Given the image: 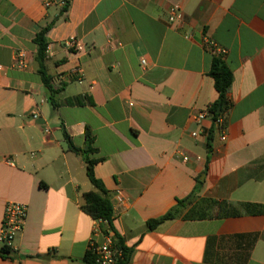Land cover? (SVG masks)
<instances>
[{
    "label": "crops",
    "instance_id": "obj_1",
    "mask_svg": "<svg viewBox=\"0 0 264 264\" xmlns=\"http://www.w3.org/2000/svg\"><path fill=\"white\" fill-rule=\"evenodd\" d=\"M66 1L0 0V247L6 204L28 208L0 264H86L107 233L130 250L128 264H264V213L242 210L264 208V0ZM173 6L181 15L169 23ZM53 21L57 100L84 105L53 109L38 74L34 38ZM210 42L234 76L225 142L212 118L194 119L219 96ZM64 132L83 152L89 132L94 152L69 151ZM86 157L99 161L111 226L82 211ZM190 196L179 217L148 229ZM204 200L241 214L190 217Z\"/></svg>",
    "mask_w": 264,
    "mask_h": 264
},
{
    "label": "trees",
    "instance_id": "obj_2",
    "mask_svg": "<svg viewBox=\"0 0 264 264\" xmlns=\"http://www.w3.org/2000/svg\"><path fill=\"white\" fill-rule=\"evenodd\" d=\"M69 5L70 0H67L65 2L64 9L67 10ZM54 24L55 21L46 25L44 28L41 29L39 33H37L34 38V44L37 47L35 60L38 67V74L48 92L49 100L53 109H57L62 104L68 106L84 105L85 101L82 98L67 99L63 103H59L57 100V96L60 90L56 89L53 86L52 77L48 73L46 64L48 49L46 35L54 26ZM209 76L213 79L215 89L219 95L216 104L211 108V112L213 113L215 118L218 116H224V114L229 108L227 95L233 82V73L227 66V64L224 62V60L216 56L212 61ZM64 137L69 151L74 152L76 154H88L94 152V149L91 148L93 140L89 132H86V142L89 148L87 151L84 152L73 145L71 138L67 135L66 132H64ZM98 162V160H90L88 157L85 158L87 177L93 186V190L84 194V203L81 208L84 213L90 215L94 220H100L111 226L114 218V209L104 184L95 176L94 168ZM192 198L193 196H190L183 200H178L177 205L164 216L158 219L148 221V229L153 231L164 222L179 217L182 211L192 203ZM215 209L218 210L219 216L224 217L238 216L241 214V211L237 210L234 206L229 205L227 203H218L214 200H204L201 201L195 209H192L190 211L189 216L194 219H204L209 215L214 216ZM242 210L248 214L264 213V208L252 204L242 205ZM208 212L210 213L209 215ZM115 246L121 249L124 253V261L121 264H128L131 257V252L128 248L124 246L122 240L119 237H117L115 240ZM12 253V247L6 245H2L0 247V255L2 257L5 258L6 256H11ZM92 260V254L87 251L85 262L90 263L92 262Z\"/></svg>",
    "mask_w": 264,
    "mask_h": 264
},
{
    "label": "built area",
    "instance_id": "obj_3",
    "mask_svg": "<svg viewBox=\"0 0 264 264\" xmlns=\"http://www.w3.org/2000/svg\"><path fill=\"white\" fill-rule=\"evenodd\" d=\"M181 9L179 6H173L169 9V23H174L180 18ZM210 51L223 58L226 51L216 46L213 43L208 44ZM142 65L146 64L142 60ZM19 67H24L21 60L18 62ZM210 117L213 120L214 129L220 136V140L225 142L227 139V125L224 116L214 117L211 110L201 112L195 116L197 122H202L205 118ZM49 130H46L48 132ZM198 133H192V137L197 138ZM188 157L184 156L183 161L187 162ZM122 197V192H117ZM28 215L27 206L19 203L9 202L5 207V214L2 223L1 244L12 247L17 235L23 231L25 221ZM88 252L92 254V262L86 264H121L124 261V253L121 249L115 246V239L109 233L104 236V242L98 243L95 240L90 242Z\"/></svg>",
    "mask_w": 264,
    "mask_h": 264
}]
</instances>
